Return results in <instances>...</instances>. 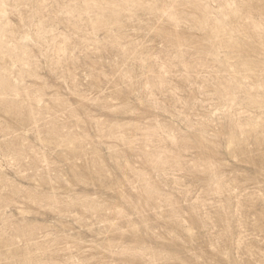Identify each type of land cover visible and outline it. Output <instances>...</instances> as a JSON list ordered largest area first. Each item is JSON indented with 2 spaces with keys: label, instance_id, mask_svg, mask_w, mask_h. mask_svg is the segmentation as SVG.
<instances>
[{
  "label": "rangeland",
  "instance_id": "374dc122",
  "mask_svg": "<svg viewBox=\"0 0 264 264\" xmlns=\"http://www.w3.org/2000/svg\"><path fill=\"white\" fill-rule=\"evenodd\" d=\"M0 264H264V0H0Z\"/></svg>",
  "mask_w": 264,
  "mask_h": 264
}]
</instances>
